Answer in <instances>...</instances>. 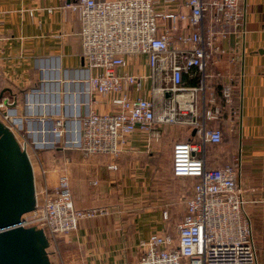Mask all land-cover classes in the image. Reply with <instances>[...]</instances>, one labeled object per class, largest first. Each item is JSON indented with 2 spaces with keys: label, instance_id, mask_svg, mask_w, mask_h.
I'll list each match as a JSON object with an SVG mask.
<instances>
[{
  "label": "built area",
  "instance_id": "built-area-1",
  "mask_svg": "<svg viewBox=\"0 0 264 264\" xmlns=\"http://www.w3.org/2000/svg\"><path fill=\"white\" fill-rule=\"evenodd\" d=\"M161 1L164 7L160 0H77L68 5L81 20L82 55L96 70L91 89L112 96L114 107L83 118L78 147L86 158L109 156L108 168L118 170L133 133L158 138L169 126L190 129L193 135L176 141L171 152L172 175L194 180L177 235L156 232L143 240L138 264H259L240 183L241 161L213 167L208 155L210 146L224 141L222 118L236 121L239 113L237 75L216 66L224 58L231 65L239 62L247 32L245 0H186L188 11L182 10L181 0ZM140 56L146 57L148 74L120 72ZM185 75L197 77V83L186 84ZM9 104L8 98L0 99V120L29 153ZM31 161L42 187L36 185L35 210L13 227L43 228L55 256L60 239L82 220L110 215L112 209L77 207L67 169L50 185L47 168L39 159ZM163 217L169 218L168 210Z\"/></svg>",
  "mask_w": 264,
  "mask_h": 264
},
{
  "label": "crops",
  "instance_id": "crops-1",
  "mask_svg": "<svg viewBox=\"0 0 264 264\" xmlns=\"http://www.w3.org/2000/svg\"><path fill=\"white\" fill-rule=\"evenodd\" d=\"M76 1L0 0V97L10 100L9 108L30 144V157L47 168L50 185L66 168L77 207L112 209L110 215L82 220L72 234L61 238L52 263L138 264L143 240L156 232L177 235L194 180L174 177L171 165L166 166L170 175L163 180L159 170L165 169V159L171 160L173 144L193 133L183 127L179 134V126H169L160 137L150 138L137 131L118 161V170L108 168L109 156L82 155L77 144L81 121L93 110L107 112L114 107L112 96L91 89L89 81L96 70L82 55L79 14L68 7ZM185 1L181 0V8L188 11ZM160 5L164 7L161 0ZM244 5L247 32L239 62L231 65L224 58L216 66L237 75L239 113L236 121L228 115L222 118L224 141L210 146L208 155L213 167L235 158L241 161L246 211L258 262L264 264V0H245ZM230 44L225 42L226 47ZM125 71L148 74L146 57L120 69ZM56 128L62 133L58 135Z\"/></svg>",
  "mask_w": 264,
  "mask_h": 264
},
{
  "label": "water",
  "instance_id": "water-1",
  "mask_svg": "<svg viewBox=\"0 0 264 264\" xmlns=\"http://www.w3.org/2000/svg\"><path fill=\"white\" fill-rule=\"evenodd\" d=\"M36 203L35 172L29 153L0 120V230L7 228L0 231V264H53L43 228L13 227L23 215L35 210Z\"/></svg>",
  "mask_w": 264,
  "mask_h": 264
},
{
  "label": "rangeland",
  "instance_id": "rangeland-1",
  "mask_svg": "<svg viewBox=\"0 0 264 264\" xmlns=\"http://www.w3.org/2000/svg\"><path fill=\"white\" fill-rule=\"evenodd\" d=\"M187 129V128H186ZM184 131V128L183 127H178L177 128V132L179 133V134H182V132ZM193 133V132H192ZM159 160L160 161H163L162 160V155L160 156V158H159ZM164 163V165H165V169L164 170H159V173H161L160 175V177L163 179V180H165L167 177H169V175L170 174H168L167 172H168V169H166V166L168 167V166H170L171 165V160L170 159H165V162H163ZM36 171H38L37 170V167H36ZM36 185H37V187H38V189L39 190H41V187H42V185H41V178H40V176L38 175V178H37V183H36ZM59 248H60V243H59ZM54 248L53 247H51V248H49V252L50 253H52L51 254V259L53 258V260H54V263L56 262L55 261V256H54V254H53V251L55 250H53Z\"/></svg>",
  "mask_w": 264,
  "mask_h": 264
},
{
  "label": "trees",
  "instance_id": "trees-1",
  "mask_svg": "<svg viewBox=\"0 0 264 264\" xmlns=\"http://www.w3.org/2000/svg\"><path fill=\"white\" fill-rule=\"evenodd\" d=\"M197 77H195V78H190L189 77V75H185V77H184V81L186 82V84H188V85H194V84H196L197 83ZM225 114H226V112H225ZM61 240V239H60ZM60 243V242H59Z\"/></svg>",
  "mask_w": 264,
  "mask_h": 264
}]
</instances>
